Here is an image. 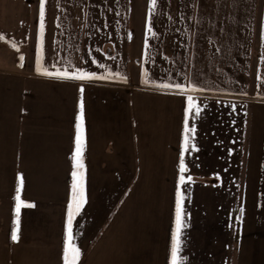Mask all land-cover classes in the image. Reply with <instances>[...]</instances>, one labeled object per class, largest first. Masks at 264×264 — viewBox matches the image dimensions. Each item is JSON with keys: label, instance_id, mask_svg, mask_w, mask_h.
Segmentation results:
<instances>
[{"label": "crops", "instance_id": "1", "mask_svg": "<svg viewBox=\"0 0 264 264\" xmlns=\"http://www.w3.org/2000/svg\"><path fill=\"white\" fill-rule=\"evenodd\" d=\"M39 5L0 0V264H64L81 100L78 264H171L178 189L182 264H264V0H46L41 72ZM65 68L107 78L42 74ZM161 83L204 89L184 184L187 97Z\"/></svg>", "mask_w": 264, "mask_h": 264}, {"label": "snow or ice", "instance_id": "2", "mask_svg": "<svg viewBox=\"0 0 264 264\" xmlns=\"http://www.w3.org/2000/svg\"><path fill=\"white\" fill-rule=\"evenodd\" d=\"M45 2L46 0H40L39 5V53L37 58V68L38 72H41V64L40 59L43 54V47H44V35H45ZM157 4V0H151L152 7H155ZM147 31H153V25L151 22V12L149 13L148 17V26ZM15 48L16 45L13 44ZM21 60L24 59L23 56L20 57ZM261 60L264 61V55L261 56ZM23 66V65H21ZM99 67L104 68L105 65L100 64ZM42 74L45 76H54L58 79H74V80H81V81H89L94 79H106L105 76H97L95 72H90L83 70L81 68H76L75 71H69L67 68L64 70H55L49 71L47 69H43ZM119 75L118 73L116 74ZM158 87L163 89H175L181 95H185L187 97V109L185 113V121H184V141H183V151L181 152L180 157V164H179V183H185V176L184 173L187 171V166L184 162V152L189 150V133L194 134L196 129L195 127H189L188 115L195 111L196 116L201 115V107L196 102V98L193 95H190L191 92H203L204 89L197 88L196 85L189 83L185 86L182 83H161ZM81 93H83L84 88L81 86L80 88ZM78 123L76 125L77 134H76V151L75 155L73 156V160L75 161V168L76 171L72 173L73 175V184H72V199L68 205L67 211V224H66V235L64 241V251H63V261L64 264H78V261L81 256V249L74 243V232H73V222L76 216H78L81 212V209L86 203V191H85V165L82 159V152H83V145H84V104L83 100L80 103V113L77 117ZM195 147L194 145L192 146ZM191 179V177H189ZM20 185L23 186V176H20ZM15 214H16V225L17 228L11 234V239L13 241L18 240V231H19V224H20V213L21 209L25 207H34L31 203H25L21 199L20 196V188H17L16 196H15ZM183 201L184 195L178 189L176 193V219H175V231L172 235V245H171V264H182V259L179 255L181 251V234L184 228V221H183Z\"/></svg>", "mask_w": 264, "mask_h": 264}]
</instances>
